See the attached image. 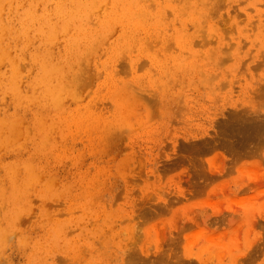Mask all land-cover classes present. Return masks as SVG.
Masks as SVG:
<instances>
[{"label": "rangeland", "instance_id": "rangeland-1", "mask_svg": "<svg viewBox=\"0 0 264 264\" xmlns=\"http://www.w3.org/2000/svg\"><path fill=\"white\" fill-rule=\"evenodd\" d=\"M143 1L146 2V0ZM154 1L155 0H153V2ZM162 1L156 0L155 3L160 2L161 5L162 2L167 5L166 7L168 9L165 5L162 7L163 4L158 6L160 9H163L164 17H166L162 19V24L167 25H159V27H156L159 28L157 31L160 32V29H163L162 26H164L166 29H163V32L161 31L162 33L166 32L168 34V29H171L172 27V31H179L181 35H184L186 31L187 33L192 32L193 34H196L202 26V31L206 29L207 31H205L208 32L206 35L203 34L202 38L207 36L206 39H211L212 37L213 40L215 34L221 33V38L222 36L224 37L223 40L225 39L224 41L226 44L229 39H232L233 42L229 40V44L231 43L230 46L229 44H227L228 46H225L224 41L222 40V45L224 44L226 49L225 56L227 55V57L224 60L222 59L225 49L221 45L223 51V54H221L222 60L213 67L214 71L217 72L218 75L220 74L217 76V79L214 78L217 80L215 81L216 83L214 80L211 82L208 76L202 72L203 74L201 73V75L207 78V81L205 80V82H203L205 78H203V76L200 77L199 75L204 69V66H200L201 62H199L198 58L203 57L204 55L201 56L202 53H207L208 48V39H205V43L203 39L201 42L205 44H203L204 47H202V45H196L197 47L194 45L195 48L193 47L194 50H198V52L196 51L198 54L195 55L199 56H195L198 60L195 68L200 66V70L197 72L193 69V72L192 68H190L191 66H187V72L186 67H182V70L185 69L184 74L181 75L183 71L181 74L178 71L176 75L178 76L180 74L185 77L175 76L176 81L174 78L172 86L169 85V88H166L165 90L163 89L164 91H159L158 89L160 86L157 89L156 86L158 85L156 83V85L154 83H148L149 79H147V73H150V70L153 71L154 67H151V65L148 64L149 62L145 59L147 53L142 54L141 52H137L139 50L136 49V43H134L136 51L130 49L131 52L129 54V47L134 45L131 44L129 47H125L118 41L121 38L120 34H118L120 29L119 24L121 22H118L116 23L117 25L114 23L115 26L113 25V28L109 29L106 37L107 40L105 39L107 44L112 43L110 44L112 46L110 47V45L106 44L107 47L109 46L107 48L105 46L106 42L103 41L102 48L107 50L105 51V49H101V44L98 43V46L96 45V47H98L96 48V53H99L98 51L101 50V54L103 50L105 52H103V55L105 56V54L111 49L110 55H113L112 57L114 59L118 58L120 60H111L108 52L107 54L109 56L106 54V58L110 59L112 66L110 62L108 63L109 60L104 59L102 54L103 57H100V54L95 53L96 59H94V56L92 57V55L89 57L86 55L87 58L90 59V57H92L93 59L91 58L92 61L91 59H87L89 60L88 62L86 57H84L88 64L85 60H82L83 63L81 61L83 64H81L82 66L80 65L82 70L80 69L81 71L79 70L78 72H83L85 68L88 73H84L79 79L80 82L84 84L83 88L78 92L76 91L77 94L79 93L77 95L79 98H77V96V99L75 98L78 101L74 99V95L76 94L71 95L69 98L70 93L69 95L63 93L68 97H64V95L61 94V98H63V102L66 101V98L67 101L65 103H60L58 101L59 104L56 106L59 105V108L63 109L61 110L56 107V110L54 109V104L56 102L51 105L52 102L50 104L49 102L51 100L47 97H43L40 94V96L36 95L41 92V90H38L41 88L39 71L37 68L38 64L33 63L32 65L31 63H27L32 60L30 51L38 45V41L31 40L33 42L30 41L31 43L29 42L30 44H27L28 46L26 45L27 47L25 46V48L22 47L20 40L17 43L14 42L10 45V51L12 54H14L15 51L18 53L21 50L25 52L29 49L26 53H21V56L24 54L23 56L28 57L29 61L24 58L27 61L26 62L22 57L19 59V67H22L21 75L23 73V77L21 76V83L20 81L17 82L19 96L22 95L18 97V99L15 95L13 96L14 98L16 97L17 100H14V98L12 99L10 95L9 97L12 100L8 97L9 100L7 95H5L6 91L0 88L2 89L0 93V101H4L0 103V115H3L5 112L6 114H16V116H21L22 119L27 120L26 123L28 124L26 125H29L30 127L34 125L35 128L33 126L31 129L29 128L27 132L25 121L20 118L22 124L24 122L23 126H21L24 127L22 128V135L25 134V131L30 133L29 135H27V133L25 134L24 138L26 137L27 139H23V136L20 135L18 137L20 139L22 138L21 140L19 139L20 141L15 140L13 144L5 145V148L2 147L4 145L0 146V153L2 152L0 154V161H2L0 163V178L2 177L0 183L3 181L0 184V219L3 218L0 220V228L5 229V233L7 231L9 234H4L3 229H0V236L2 234V237L5 238L6 235H8V237L5 238L6 241L0 237V240H3L2 242L0 241V246L4 242V246H1L3 248H0V264H128L130 254L136 255V258L134 259L136 263L140 261H149L150 264H155V262L157 264H159V262L160 264H264V0H217V2L216 0H213L215 3H212L211 0V3L215 6V10L209 5L210 0H207L208 5L204 6H210L211 9L210 7L209 9L211 11L214 10L213 14L210 10L207 11V13L210 12V14L207 15V18L199 17L200 3H197L199 6L197 7V0H190L191 2L187 0L190 2H188L189 6L191 5L192 7V5H194L192 9L193 11L195 9L199 10L196 14V10L193 12L194 16L197 17L194 19L195 21L192 20L195 22V28L191 26V20L188 19L190 22H187V19L184 18L183 12H181L180 15L178 14V16L168 12L169 9L172 8L170 6H176V3L177 6H179V3L177 2L178 0H174L176 2H173L172 0ZM166 1H168V3ZM201 1L205 2L206 0ZM22 2L23 4H27L28 0L16 1L15 4L12 5L13 8L11 7V10L3 13L4 17L7 15L5 20L12 19L14 16L17 17V13L23 9V6H25ZM179 2H181L180 5H182V0H179ZM155 3H151L152 6H155ZM37 5H40L38 8L41 9V4L38 3ZM17 9L19 10L17 11ZM167 12L168 16L171 17L172 14V18L177 17V21L175 18H173L172 22L171 19H167ZM189 14L186 13L185 17L188 15L187 18H190ZM179 18L183 19V21ZM203 18H205V20H203ZM199 19H202L203 21L201 20V22ZM92 20H90V25L93 22ZM168 20H170L171 24ZM174 21L179 24L184 22V26L183 24L182 26H175ZM185 21L187 22V26L189 25L188 28L185 26ZM259 22L262 25L259 24ZM172 23H174V25ZM202 23L205 24L206 28ZM211 23L212 26L210 25ZM190 26L192 29H199L197 31L194 30L193 32V30L189 28ZM183 27L186 29H183ZM115 28L118 29V31ZM214 28L216 30H214ZM152 29L154 30V26L150 27V30ZM182 29L186 31L183 32ZM211 29L213 32H211ZM115 30L118 32L117 34ZM200 31L201 30L198 31V36L196 35L195 40L198 38L200 40L202 39L201 33H204L205 31L199 33ZM70 32L71 31L68 30L67 34ZM141 32L142 31H140V33ZM209 32H211V34H209ZM58 34L60 35L61 31L58 32ZM65 34L66 33H63L62 31L61 36L57 39L55 38L56 42L54 39L52 47L55 46L51 48V52L57 47V54L51 53L52 61L54 60L53 62L51 61V63L58 66L60 65L59 67L64 65L61 67L62 69L64 67L67 68L68 65V69L70 70L71 64H73L72 61L75 63L78 59L74 60L76 57H72L73 59L70 58L71 62L70 60H67L64 45L67 34ZM112 34L115 35V38ZM169 34L173 35V32ZM63 35L64 37L62 38ZM110 35H112V39L110 38ZM140 35L143 36L144 33L139 34V36ZM209 35L211 37H209ZM214 38L216 40V37ZM61 40H63V42ZM214 42L215 41H213V43ZM234 42L236 48H232ZM213 43L212 41L209 42V47L210 44ZM32 44L35 47L29 48ZM114 44L117 48L113 47ZM237 44L239 45V48L237 47ZM120 45L123 48H127H124L126 57L127 51L128 56H136L133 57L136 59H138V55L141 54V57L139 55L140 59L138 61L127 57V59H132L133 61L138 62L137 65L139 66L136 68L137 70L135 69L132 72L129 71L127 59L125 57L122 58L123 55L121 51L124 53V50H122L123 48L121 49ZM173 48L175 49V47ZM197 48H202L201 52L205 48V51L201 53ZM211 48L213 49V47ZM55 49L54 52H56ZM112 50L116 52H112ZM233 52H235V55ZM81 53L82 51L79 49L78 55ZM199 53H201V55H199ZM210 53L211 51L208 53V56L207 54H205V56L209 57ZM85 54L83 56H85ZM118 55H121L122 57H120L122 59ZM57 56L58 58H56ZM53 57L55 58L53 59ZM82 58L79 57V59ZM99 59L100 61H97ZM103 59L104 61L102 62L101 60ZM147 59L150 60L149 58ZM205 59H203L204 62H206ZM22 60H24L23 62L25 63H21ZM57 60H60L58 61V64ZM206 60H208V58ZM96 62H98V67L96 66ZM112 62H115V64ZM165 62L167 63L168 61H164V63ZM64 63H66V66ZM103 63L104 65L106 64L108 68H104ZM166 63L165 65L169 67V63H167L168 65ZM174 63L172 64L175 68L176 66ZM23 64L25 66H23ZM30 64L32 67L35 65L33 67L34 69ZM172 64L171 66H173ZM197 64L199 65L197 66ZM2 65L3 67L0 69L3 72H7V65ZM147 67H151L152 69L150 68L148 69L149 71H145L146 73L142 74L144 69L147 70ZM161 67L162 66L159 67L160 71L166 69L163 66L161 70ZM33 70L35 74L32 72ZM189 70L192 71V73L189 72ZM152 71L149 74V77L152 76L153 78L155 74H157L156 76L160 75V73L155 70V74ZM165 71H167V69ZM209 71L211 72V70ZM219 71L220 73H218ZM133 72H136V75L137 73H140V77L137 75L138 77L135 78L136 76H134ZM25 73L26 76L24 75ZM188 74L191 75V78L192 76L194 79L196 78L195 81L192 80L193 78L191 79ZM29 75L31 77H28ZM74 75L75 73L73 76ZM187 75L188 77L186 78ZM3 76L4 79L2 80L5 82L7 74H4ZM121 77H124L125 80H129L128 82L132 83L134 87L133 89H138L137 84L135 83L137 80H139L138 84L139 82L144 83L142 86L143 88L140 90L143 92L142 96L140 94L138 97H142L143 100H138L142 102L144 101V103H142L143 105L140 104L141 102H136V105L135 102H133L134 100H137L136 97L135 99L128 98L126 95L129 94H124L125 86L123 87L120 80H125H122ZM199 77L202 81L199 80ZM177 78H181V80ZM26 79H28V82ZM185 79L187 81H184ZM219 79L221 82L218 84ZM177 80L179 83H176ZM23 81L25 82L22 83ZM190 81L193 83L195 82V84L192 83V85H189ZM0 83H2V81ZM30 83L33 88L36 86L37 88L33 89ZM26 84H28V88L24 90ZM214 84H218V86ZM120 87H123L124 89H121ZM130 87L132 88V86ZM122 90L123 93L121 92ZM7 91V94H14L12 90ZM24 91L25 93H29L28 95L30 96L28 97L31 99L28 97V99L26 98L25 93H22ZM137 92H139V89ZM119 93L122 94L120 95V98L118 95ZM33 94L37 96V98H40L39 101L36 97H33ZM135 94L138 96L137 93ZM4 96L7 99L4 98L3 100ZM41 96L43 99H41ZM22 98H26L29 102L31 101V103L28 101V103L24 102L26 99L23 100ZM35 98L38 103L40 102L39 104L37 102L34 103V101H36L34 100ZM61 98H59L60 101H62ZM19 99L22 100L20 101ZM119 99L121 101L123 100V102L121 103ZM124 100L128 104H131H129V109H125L126 105H124ZM11 101L16 102L12 103ZM79 101L82 103L81 107H83L84 103L92 105L90 108L95 110V112L92 110L91 114V112L88 111L90 110L89 105L87 106L84 104V107L85 105L87 106L84 109H88L87 114H89L88 116L90 118L91 115H96L93 118H103L100 115V118L98 117L97 114H100L99 112H102V116L105 115L109 118V120H107L110 122H108L109 127L107 126L108 132L106 131L105 126L104 128L100 127L101 131L103 128L108 134H105L104 132L103 134L100 129H98L99 127L97 128L100 124H97V126L94 125L96 127L94 129H97V131L99 130L103 137L104 135H107V137L105 136L106 140L104 138V142L103 140L98 141V146L96 145L97 140L99 139L98 136H96L98 139L95 136L93 137V139L96 138V141H92V138L85 141V138L88 136H93L90 135L92 133L90 132L88 134L89 129L86 128L87 136L85 130L82 131L77 128L79 125L78 123L81 122L80 113L78 116L77 111L79 109L84 110L81 109V107L78 109V106L76 108V103ZM18 102L24 104L20 105ZM15 103L19 105L17 106ZM32 103L35 105L33 106ZM48 103L51 107H49ZM10 104L11 106H14V110L11 108ZM62 104L65 106H62ZM78 105L80 106V104ZM122 105H124L125 110ZM15 106L17 108H15ZM25 106L26 109H24ZM36 106H38V108ZM41 106H43V109L40 108ZM133 107L135 108L134 110L132 109ZM1 108L3 112L1 111ZM65 109H70L68 111L70 112V116L66 115L68 118L76 113L73 118L77 117L79 122L76 119L69 120L67 117L65 120L62 119L67 113ZM121 109L127 111V113L123 111L126 117L128 116L127 118L124 117L123 113H120L122 112ZM80 110L78 112H80ZM119 110L121 111L119 112ZM128 110H130L132 114L130 111L128 112ZM11 111L12 113H10ZM22 111H24L25 114ZM35 111L37 114H35ZM50 111L53 113L55 112L56 114H53ZM33 112L34 114L31 117ZM49 112L52 114H49ZM117 112L120 114H117ZM20 113H23L24 115L22 114V116ZM38 114L41 116L40 118ZM34 115L39 118L38 120L43 122L46 121V126H42V130H40V128L38 129V126L41 127L44 123L40 124L41 122H38L36 117L34 118ZM84 115L86 116V111L85 114L81 115L83 116L82 119L84 118ZM233 115L238 116L237 118L240 116V118L237 119ZM50 116L53 117V119L50 120L56 121V119H62V123L60 120L57 124L56 122L51 123L52 121L49 120ZM43 117L44 119L41 120ZM233 117L235 118L233 119ZM45 118L47 120H45ZM66 119L70 125H67ZM106 119L107 118L103 121L100 119V121L105 124L104 122H106ZM236 119H241V121H238V123L236 122ZM240 122L244 123V125L240 124ZM108 124L106 122L105 125ZM51 125L53 126V129L51 128ZM86 126L87 125H85V127ZM48 127L50 129H48ZM81 127L82 126H80V128ZM82 128L84 129V127ZM94 129L91 128V131H94ZM37 130L38 132L34 133V131ZM47 131H53L52 134L54 135V138L48 135L46 140L44 133L49 134ZM75 131L76 133L78 131H80L79 133L82 132L81 135L83 134L85 137L83 135H80L79 137V133L75 134ZM97 131L95 133L93 132L94 135L96 133L97 135L101 134ZM61 133L63 134L61 135ZM64 134L67 135V137H64ZM38 135L40 137H38ZM56 135H58L57 138ZM34 136L36 139L35 141H38V143H35V141L32 140V138L34 139ZM49 136L51 137V140L49 139ZM103 137L101 139H103ZM55 138L56 140H53ZM48 139L50 140V144L47 145L46 142L49 141ZM23 140L26 145H19ZM30 140L31 142H29ZM52 140L54 141V144ZM43 141L46 145L42 143ZM55 141H59V144H56L57 148H55ZM62 141H66L67 144L64 143L62 145ZM89 141H92L93 143L91 144L92 148L89 147L91 143H88ZM33 143L35 144L33 145ZM39 143L43 146L39 147ZM68 144L69 146H67ZM15 145H18L17 147L21 146L19 148L20 151ZM22 145L26 147L24 148ZM36 145L38 146V150L33 149L37 147ZM7 146L9 149H6ZM46 146H49V148L52 149L48 150ZM58 146L60 148H58ZM62 146H64V149ZM2 148L5 150H3L4 152L2 151ZM22 148L26 151H22ZM28 149H33L34 153L32 150ZM39 149H43V151L40 150L42 153H39ZM16 150L17 153L19 152L18 154H16ZM29 151L33 154L31 153L30 155ZM6 152L9 155H7ZM38 155L40 156L38 157ZM35 156L36 159L34 158ZM7 158L10 161H8ZM38 158L39 160L37 162L36 160ZM24 160L27 162H22ZM34 162L35 165H32L31 163ZM24 163H26V165H23ZM39 163L43 165L42 168ZM4 164L7 165L5 166ZM28 164L29 168L32 171L36 170V172L34 171L31 174L30 172L32 171L27 168ZM7 167H9V170H6L8 169ZM15 167H17L16 169L21 167V169H19L21 172H18L19 175L16 174L17 170ZM40 170L43 171L41 172L42 174L40 173L37 175L36 173H39ZM36 176H40L39 179ZM34 177L38 179L37 183L36 178ZM19 178L20 183L21 180H23L22 182L25 181L24 183L26 185L24 183L19 184ZM28 178L29 180L34 178L32 179V183L29 184L31 180L27 183ZM7 179L11 182V185L7 184ZM34 180L35 183L33 182ZM33 183L34 188L32 186ZM23 184L25 185L26 191L24 190ZM14 187L16 188L17 193H15ZM21 189L27 192L28 196L25 192L20 191ZM9 190L12 192H9ZM23 194L25 197H21L24 196ZM3 196L6 199L8 198V200L4 199ZM16 196L19 197L16 198ZM11 199L13 200L11 201ZM16 202H22L23 204L20 203V206ZM85 204H88L86 205L87 207H85ZM1 205L3 206L2 209ZM19 206L21 208H19ZM12 208H16L15 211L19 209L20 212L14 211V213ZM85 211L88 213L86 216ZM12 212L16 215L14 216ZM91 213H94V217L90 215ZM10 215H13L14 217L12 216L11 218ZM104 215L107 216V218H104ZM96 216H98V219L101 217V219L98 220ZM57 217L61 219H58L57 221ZM93 218L96 220L94 219L93 221ZM12 220L13 222L15 221V224ZM9 221L14 225L9 223ZM91 221L92 225L89 224ZM66 224L69 225L67 226ZM4 225H6L5 227L7 228H5ZM97 225H101L100 228H97ZM70 226H73L74 228H71ZM95 226L96 228H94ZM45 228L47 229L45 230ZM66 230L70 231L68 232V236L65 235L67 234ZM63 231L65 232L63 233ZM92 232H94V234ZM88 236L90 237L88 238ZM20 237H23L24 239H20ZM82 239L84 241L81 242ZM80 242L81 244H79ZM36 243L39 246H37ZM72 245H79V248H73Z\"/></svg>", "mask_w": 264, "mask_h": 264}, {"label": "bare ground", "instance_id": "bare-ground-1", "mask_svg": "<svg viewBox=\"0 0 264 264\" xmlns=\"http://www.w3.org/2000/svg\"><path fill=\"white\" fill-rule=\"evenodd\" d=\"M16 1H18V0H0V68L1 67H3V65L2 64H5V65H7V67H8V71L6 72H3L1 69H0V82L2 81V83H0L1 85H0V88H2L3 90H5L6 91V94L5 95H7V98L9 97V95H10V97H12V99L14 98L13 96L15 95L16 97H17V99H18V97H20L19 96V93H18V89H17V82L18 81H20L21 80V76L23 75V73H22V75H21V68L19 67V59H21V57L24 59V58H26V60H28L29 61V58L28 57H24L23 55L24 54H22V56H21V53L23 52L22 50L21 51H19L18 53H16V51H15V53L14 54H12V52L10 51V48H11V44L12 43H17L19 40L21 41V45H22V47L23 48H25V46L27 45V44H30L31 42H33V41H38V45L35 47V46H33V44H32V46H29V48L30 47H35L32 51H30L31 52V58H32V62L30 61V62H27L25 59V61L29 64V63H31L32 65H33V63H35V64H38L36 67L38 68V71H39V81L41 82V88L40 89H38V90H41V92H39V93H37V90H36V95L37 96H40V95H42L43 97L45 96V97H47L49 100H51L50 102H49V100H48V102L51 104V102H52V104L51 105H53L55 102V104H54V109H56L57 110V108L56 107H58V109H63V108H59V105L58 106H56L57 104H59V102L61 103V102H63V98H61V94H63V93H65V94H67V95H69V93H70V95H69V98H70V96L71 95H74V94H76V95H74L75 97H74V99L76 98V96L79 94H77V92L81 89V88H83V84L84 83H81L80 82V78H81V76L82 75H84V73H88V72H86V70H85V68H84V71L83 72H78L80 69H81V67H80V65L83 63V61L82 60H85L84 59V57H86V60L87 59H89V58H87V56L89 57L90 55H92V57L94 56V59H96L95 58V55L96 54H100V51L101 50H99L98 52L99 53H96V48H98V47H96V45L98 46V43H100L101 44V49H103L102 48V43H104L103 41H105V39L107 40V35H108V33L107 32H109V29H111V28H113V25H114V23L116 24V23H120L119 24V31H118V29H116L115 31H116V34L118 33V34H120V40H118L119 42H120V44L122 45V46H125V47H129V45H131V44H133L134 46H130L129 47V49L128 50H133V51H136L135 50V44L134 43H136V49L137 50H139V51H137V52H141L142 54H144V53H147L146 54V57H145V59L149 62H147L148 64H150L151 65V67H154V70L156 71V72H158V73H160V75L159 76H156L157 74H155L154 73V70L152 71V70H150V73H151V71L155 74V78L153 77L152 78V76L151 77H149L150 75V73L148 72L147 74H148V77H147V79H149V81H148V83H151V84H157L158 86H156V88L158 89V87H159V91H164L166 88H169L168 86L169 85H171L172 86V81L174 80V78H175V76H177L176 75V73L179 71V73L181 74V72L183 71V73L181 74V75H183L184 74V70L185 69H181L182 67H186V69H187V66H191L190 68H192V71H193V69H194V71L196 70L197 72L200 70V66H204V69L199 73V75H200V77H202L203 75H201V73L203 72V73H205L207 76H208V78L211 80V82L214 80V82L215 81H217L216 79L218 78L217 76H219L218 74H217V72H215L214 71V69H213V67L219 62V61H221L222 59L224 60L226 57H227V55L225 56V54H226V49H225V47H224V44H225V46L227 45V44H229V40H228V43L226 44L225 43V39L223 40V36H222V38H221V33H219V34H215L214 35V37H216V40H215V38L213 37V40H212V37L209 35V37H211V39H206V37L204 36V38H202L203 37V34L204 35H206L208 32H206L207 30L205 29L206 28V26H205V24H203V26H205V32L204 31H202V26L200 27L201 29H199L198 27V29L199 30H201L202 32H204V33H201V31L199 32V33H201V35H199V36H201V40L199 39H196L195 40V38H196V35H197V33H198V29H192L191 28V26L192 27H196L195 26V20L194 19H196L197 17L196 16H194V14H193V12L196 10H192L193 9V6L194 5H192V7H191V5L189 6V4H188V2L190 1H183L182 0V5H180L181 4V2H179V0L177 1L179 4V6H177V3L175 4L176 6H170V7H172L171 9H169V11L168 12H170V13H173V15H177L178 16V14L180 15V13L181 12H183L184 14V18L185 19H187V22L189 21V20H191V26L189 27L191 30H193V32H194V30H198L197 32H196V34L194 35L191 31V33H187V31L185 32L183 29H186L185 27H183V32H185L186 33V35H185V33H184V35H181V33H179V31H172L171 29H172V27H171V29L169 28V26H168V28L170 29V32H169V29H168V34L166 33V32H164V33H162L163 32V29H166V28H164V26H162L163 27V29H160V32L159 31H157V29L159 30V28H156V27H159V25H167V24H162V19L163 18H166V17H164V11H163V9L161 10L160 9V7H158V6H161L163 3L162 2H165V1H162V0H159V1H162L161 2V5H160V2H158V3H155L156 2V0L153 2V0H148V2H147V0H146V2H144L143 0H28V2H27V4H23V2H22V4L23 5H25V6H23V9L21 10V11H19L17 14L18 15H16L17 17H15L14 16V18H12V19H6L5 20V18L7 17V15L4 17L3 16V13H5L6 11H9V10H11L12 8H13V4H15V2ZM169 1H171V0H169ZM173 2H176V1H174V0H172ZM181 1V0H180ZM193 1V0H192ZM200 1V2H199ZM197 0V2H196V5H197V7H199V10H196V12H195V14L196 13H198V11H199V17L201 18V17H205V18H207V15H209L210 14V12L209 13H207V11L208 10H210L211 9V7L210 6H212L213 8H214V10H215V6L212 4V3H215V1L213 2V0H212V3H211V0L209 1V7H210V9H209V7H206V6H204V5H208V1L206 0L205 2H202L201 0ZM204 1V0H203ZM167 3H168V1H166ZM172 2V3H173ZM191 2V1H190ZM189 2V3H190ZM195 2H193V3H195ZM216 2H217V0H216ZM38 3H40L41 4V9L40 8H38L40 5H37ZM154 4L155 3V6L153 5L152 6V4ZM170 3V2H169ZM199 4V6H198V4ZM211 3V4H210ZM164 5L165 4H163V6L162 7H164ZM196 5H195V7H196ZM167 5H165V7H166ZM203 6H204V8H203ZM12 7V8H11ZM18 7H19V5H18ZM21 7V6H20ZM169 7V8H170ZM167 8V7H166ZM16 9V8H15ZM165 9V8H164ZM168 9V8H167ZM19 9H17V11H18ZM171 10V11H170ZM202 10V11H201ZM214 10H210L211 11V13L213 14L214 13ZM166 11V10H165ZM191 11V12H190ZM168 12H167V19L169 18V19H171V22H172V20H173V18H177V17H173L172 18V14H171V17L170 16H168ZM189 12H190V14H189ZM166 13V12H165ZM186 13H188L189 14V17L190 18H187V16L185 17V14ZM203 13H205V14H203ZM9 14H10V12H9ZM15 14V13H14ZM170 15V14H169ZM182 15V14H181ZM12 17V16H11ZM181 17V16H180ZM198 17V18H199ZM211 17H212V15H211ZM181 18H183V17H181ZM181 18H179V19H181ZM183 18V19H184ZM205 18H203V20H205ZM93 19V20H92ZM183 19H181V21H183ZM189 19V20H188ZM90 20H92L93 22H92V24H94V25H90ZM192 20H194V21H192ZM200 21L202 20V19H199ZM198 20V21H199ZM202 20V21H203ZM207 20V19H206ZM176 21H177V19H176ZM176 21H174L175 22V26H182V24H183V26H184V22L183 23H181V24H179V23H176ZM178 21H180V20H178ZM201 21V22H202ZM165 22V21H164ZM168 22H170V20H168ZM171 22H170V24H171ZM187 22L185 21V26L188 28V26H187ZM190 22V21H189ZM201 22H199V23H201ZM206 22V21H205ZM208 22H210V21H208ZM208 22H207V26H208ZM199 23H197V24H199ZM169 24V23H168ZM169 24V25H170ZM173 25H174V23H172ZM176 24H179V25H176ZM196 24V25H197ZM259 24H261L260 22H259ZM117 25V24H116ZM121 25V26H120ZM211 26H212V23L210 24ZM214 25V24H213ZM262 25V24H261ZM260 25V26H261ZM115 26V25H114ZM151 26H154V30L152 31V30H150V27ZM174 26V27H175ZM118 28V27H117ZM179 28H182V27H179ZM215 28H216V26H215ZM214 28V30H216ZM175 29V28H174ZM178 29V28H177ZM210 29V28H209ZM218 29V28H217ZM68 30H70L71 32L69 33V34H67V32H68ZM189 30V29H188ZM61 31V34H62V31H63V33L65 32L66 34V37H65V49H66V51H65V54H66V58H67V60H70V62H71V59L70 58H72V57H76V58H74V60H76V59H78L77 61H75V63L72 61V63L73 64H71V69L69 70L68 69V65H67V68H61V67H63L64 65H63V63H62V65L63 66H61V67H59L58 65H55V64H52L51 63V61H52V54L51 53H53V54H57V47H56V49H55V51L56 52H54V49H53V52H51L52 51V49L51 48H53L52 47V45H53V43H54V39L56 38H58L59 36H61V34L59 35L58 34V32H60ZM140 31H142L143 33H144V35L143 36H139V34H143L142 32L140 33ZM153 32V33H152ZM171 32H173V35L172 34H169V33H171ZM182 32V31H181ZM211 32H213V30L211 29ZM211 32H209V34H211ZM215 33V32H214ZM213 33V34H214ZM57 34H58V37H57ZM113 35V34H112ZM112 35H110V38L112 39L113 37L115 38V35H113V37H111ZM122 35V36H121ZM181 35V36H180ZM218 35V36H217ZM220 35V36H219ZM198 36V35H197ZM64 37V35L62 36V38ZM56 39H55V42H56ZM108 39H109V37H108ZM204 39V43H205V39L207 40V47L209 48H207V53H202V52H204L205 51V48H204V50L201 52V49L200 48H197V49H199L200 50V52L202 53V55H201V53H199V55H201V56H203V57H199V56H197V55H195V54H198L197 52H198V50H194V45L196 46H201L202 45V47H204V43L203 42H201L202 40ZM31 40H33V41H31ZM114 40V39H113ZM212 41V43H213V41H215L213 44H215V45H213V44H210V47H209V42H211ZM224 41V44L222 45V42ZM31 41V42H30ZM59 41V40H58ZM57 41V42H58ZM62 42H63V40H61ZM111 41V40H110ZM109 41V42H110ZM115 41V40H114ZM231 42H233L232 41V39L230 40ZM30 42V43H29ZM60 42V41H59ZM106 42V41H105ZM119 42H116V43H119ZM115 43V42H114ZM125 43V44H124ZM236 43H238V42H236ZM35 44V43H34ZM106 44H107V42L105 43V46H106ZM110 44H112V43H109V44H107V45H110ZM151 44H153V45H151ZM204 44V45H203ZM57 45V44H56ZM59 45V44H58ZM63 45V46H64ZM120 45V46H121ZM212 45V46H211ZM224 47V54H223V51H222V46ZM231 45V43L229 44V46ZM234 45V46H233ZM238 45V44H237ZM17 46V45H16ZM28 46V45H27ZM26 46V47H27ZM100 46V45H99ZM104 46V47H105ZM112 45H110V47H111ZM121 46V49L123 48ZM196 46V47H197ZM228 46V45H227ZM59 47V46H58ZM107 47V46H106ZM109 47V46H108ZM107 47V48H108ZM113 47H115V44H114V46ZM112 47V48H113ZM124 47V48H125ZM173 47H175V49L173 48ZM194 47V48H193ZM211 47H213V49L211 48ZM238 48H239V45L237 46ZM15 48V47H14ZM14 48H13V50H14ZM62 48V47H61ZM115 48H117V46L115 47ZM122 49V50H124V53H123V51H121V53H122V55H123V57L122 58H126L127 59V57L129 58L130 56H128V51H127V53H126V55H127V57L125 56V49H127V48H125V49ZM132 48H134V49H132ZM148 48H150V49H148ZM172 48H173V50H172ZM227 48V47H226ZM232 48H236V46H235V42H234V44H232ZM17 49V48H16ZM81 50L82 51V55L80 54V55H78V50ZM105 49V48H104ZM103 49V50H104ZM210 49H212V50H210ZM29 50V49H28ZM27 50V51H28ZM58 50H59V48H58ZM62 50V49H61ZM102 50V52H101V54L103 55V51ZM119 50H120V47H119ZM131 50L129 51V54H130V52H131ZM170 50V51H169ZM236 50V49H235ZM234 50V51H235ZM27 51H25V52H23V53H26ZM105 51H107L106 49H105ZM110 51H111V49H110ZM110 51H108L107 53L110 55ZM197 51V52H196ZM211 51V53L209 54V57H207L208 56V53ZM112 52H116V51H113L112 50ZM86 53V54H85ZM96 53V54H95ZM105 53V52H104ZM106 53V54H107ZM132 53H136V52H132ZM131 53V54H132ZM138 53V54H139ZM187 53V54H186ZM234 53V55H235V52H233ZM237 53V52H236ZM50 54H51V56H50ZM62 54H63V52H62ZM85 54V56H83ZM100 54V57H103L102 55ZM105 54V56H104V59H107V60H109L108 61V63L110 62V59L112 60V59H114L112 56L113 55H108L109 56V58H106L107 57V55ZM116 54V53H115ZM186 54V55H185ZM205 54H207V56H205ZM221 54H223L224 56H223V58H222V56H221ZM87 55V56H86ZM140 55V57H141V54H139ZM139 55H138V59H136V58H133V57H136V56H132V57H130V58H133V60L135 59V60H139L140 59V57H139ZM148 55V56H147ZM54 56H56V55H54ZM98 56V55H97ZM119 56V55H118ZM119 56V57H120ZM195 56H197V57H199L198 58V60H199V62H201L200 63V66H198L199 64H197V66L198 67H196L195 68V66H196V63L198 62V60H197V57H195ZM61 57V56H60ZM79 57L80 58H82V59H79ZM92 57H90V59L92 58ZM99 57V58H100ZM115 57H116V55H115ZM120 57V58H121ZM208 58V60H206L207 58ZM55 57H53V59H54ZM56 58H58V56L56 57ZM65 58V59H66ZM98 58V57H97ZM121 58V59H122ZM147 58H149L150 60H148ZM171 58V59H170ZM206 58V59H205ZM222 58V59H221ZM64 59V60H65ZM73 59V58H72ZM89 59V60H90ZM93 59V58H92ZM92 59H91V61H92ZM102 59V58H101ZM104 59L103 60H101L102 62L104 61ZM126 59H124V60H126ZM200 59H201V61H200ZM203 59H205V61L206 62H204L203 61ZM24 60H22L21 61V63H25V62H23ZM63 60V59H62ZM61 60V61H62ZM85 60V62L88 64V62H89V60H87L86 61ZM106 60V61H107ZM114 60H120V59H114ZM132 59H127V63H128V65H129V71L130 72H132V71H134L139 65H137V63L138 62H136V61H133ZM172 60H173V62H172ZM176 62H175V61ZM54 61V60H53ZM52 61V62H53ZM58 61H60V60H57V64L59 63ZM81 61H82V63H81ZM97 61H100V59L99 60H97ZM164 61H168L167 63H169V67H167L166 65H165V63H164ZM169 61H171V62H169ZM56 62V61H55ZM54 62V63H55ZM116 62V61H115ZM115 62L113 63V64H115ZM142 62V61H141ZM175 62V63H174ZM26 63V64H27ZM91 63V62H90ZM101 63V62H100ZM107 63V62H106ZM159 63V64H158ZM172 63H174L175 64V68H174V65L172 64ZM27 64V65H28ZM30 64V66L32 67V65ZM65 64V66H66V63H64ZM86 64V65H87ZM110 64H111V62H110ZM163 64V65H162ZM171 64L173 65V66H171ZM2 65V66H1ZM27 65H26V67H27ZM83 65V64H82ZM81 65V66H82ZM86 65H84L85 67H87ZM98 65V62H96V66ZM103 65H104V63H103ZM112 65V64H111ZM23 66H25L24 64H23ZM29 66V67H30ZM35 66V65H34ZM33 66V67H34ZM113 66V65H112ZM160 66H162L161 67V70H162V68H163V66H164V68H166L167 69V71H165L164 69H163V71H160V69H159V67ZM32 67V68H33ZM69 67H70V64H69ZM98 67V66H97ZM100 67H103V66H100ZM150 67V68H151ZM25 68V67H24ZM23 68V69H24ZM104 68H108V66H106V64L104 65ZM149 67H147L146 69L147 70H145L144 69V71L142 72V74L143 73H146L145 71H149L148 69H150ZM199 68V69H198ZM34 69V68H33ZM152 69V68H151ZM212 69H213V71H212ZM65 70V71H64ZM69 70V71H68ZM82 70V69H81ZM80 70V71H81ZM137 70V69H136ZM209 70H211V72L209 71ZM23 71H25V70H23ZM37 71V72H38ZM165 71V72H164ZM192 71H190L189 70V72H191L192 73ZM193 71V72H194ZM26 72V71H25ZM30 72H31V69H30ZM32 72H34V70L32 71ZM186 72V71H185ZM187 72H188V69H187ZM186 72V73H187ZM27 73V72H26ZM26 73L24 74L25 76H26ZM75 73V75L73 76V74ZM82 73V74H81ZM152 73V74H153ZM202 73V74H203ZM214 73H216V74H214ZM218 73H220V71L218 72ZM4 74H7V79H5L6 81L5 82H3V80L2 79H4L3 77V75ZM28 74H30V73H28ZM27 74V75H28ZM31 74H33V73H31ZM34 74H35V72H34ZM133 74H134V76H136L135 78H137L138 76H139V74L140 73H137V75H136V72L134 73L133 72ZM132 74V75H133ZM141 74V75H142ZM178 75L179 77L181 76V75ZM190 74V73H189ZM188 74V75H189ZM188 75L186 76V78L188 77ZM193 75H195V74H193ZM3 76V77H2ZM36 76V75H35ZM72 78H71V77ZM112 76V75H111ZM113 76H114V74H113ZM133 76V77H134ZM177 76V77H178ZM6 77V76H5ZM23 77V76H22ZM28 77H31L30 75L28 76ZM33 77V76H32ZM140 77V76H139ZM143 77V76H142ZM181 77H185V76H181ZM189 77L191 78V75H189ZM195 77H197V76H195ZM200 77H199V80H201L202 81V79H200ZM221 77V76H220ZM20 78V79H19ZM25 78V77H24ZM69 78V79H68ZM109 78V77H108ZM132 78V77H131ZM152 78V79H151ZM193 78V79H192ZM192 80H194L195 81V79H194V77L192 76ZM198 78V77H197ZM203 78H205L204 79V81L203 82H205V80L207 81V78L206 77H204L203 76ZM214 78H216V79H214ZM19 79V80H18ZM110 79V78H109ZM108 79V80H109ZM113 79V78H112ZM121 79L122 80H125V78L124 77H121ZM132 79H134V78H132ZM177 79H179V80H181V78H177ZM23 80V79H22ZM28 79H26V81H27ZM30 80V79H29ZM116 80H118V79H116ZM120 80V79H119ZM127 80V79H126ZM121 81L120 80V82L122 83V85H123V87L125 86V90H124V94H129V95H126L128 98H134L135 99V97L137 98V100L135 101H133V102H135V104H136V102L137 103H139V102H141L140 104H142V103H144V101L142 102V101H139V100H143L142 99V93L143 92H141L140 90L143 88L142 86H143V84L144 83H140L139 82V84H138V81L139 80H137V82H135L136 84H137V87H138V89H139V92H141V93H139V92H137V90L138 89H133L134 87H133V85H132V83L131 82H128L129 80H127V81ZM141 80V79H140ZM183 80V79H182ZM190 80V79H189ZM199 80H197V81H199ZM33 81V80H32ZM38 81V82H39ZM112 81V80H111ZM175 81H176V78H175ZM184 81H187L186 79L184 80ZM196 81V82H197ZM25 81H23L22 83H24ZM28 82V81H27ZM108 82V81H107ZM145 82H147V81H145ZM157 82H160V83H157ZM191 82V81H190ZM189 82V85L191 84L192 85V83L193 82H191L190 83ZM221 82V80L219 79L218 80V84ZM20 83H21V81H20ZM176 83H179V81L177 80V82ZM216 83V82H215ZM19 84V83H18ZM31 84V83H30ZM29 84V85H30ZM35 84V83H34ZM107 84V83H106ZM108 84H109V82H108ZM155 84V85H156ZM193 84H195V82L193 83ZM218 84H214V85H217L218 86ZM23 85V84H22ZM27 85L28 84H26V88L24 89V90H26L28 87H27ZM37 85V84H36ZM40 85V84H39ZM38 85V86H39ZM115 85V84H114ZM174 85V84H173ZM105 86H107V85H105ZM110 86V85H109ZM112 86V85H111ZM130 86H132V88L130 87ZM170 86V87H171ZM217 86H214V87H217ZM21 87V86H20ZM20 87H19V89H20ZM31 87H32V84H31ZM31 87H30V89H31ZM123 87H120L121 89H124ZM153 87H155V86H153ZM164 87V88H163ZM23 88V87H22ZM33 88V87H32ZM37 88V86L36 87H34L33 89H36ZM2 89H0V93H1V90ZM132 89V90H131ZM164 89V90H163ZM7 90H12L13 92H14V94L12 95L11 93L10 94H7ZM118 90H120V89H118ZM168 90V89H167ZM4 91V92H5ZM23 91V90H22ZM31 91V90H30ZM77 91V92H76ZM132 91H133V93H132ZM134 91H136V92H134ZM158 91V92H159ZM10 92V91H9ZM21 92V91H20ZM28 92V91H27ZM81 92V91H80ZM122 93H123V90L121 91ZM22 93H25V91L24 92H22ZM118 93V92H117ZM135 93H137L138 94V96L135 94ZM160 93V92H159ZM29 93H25V95H26V98L28 97V96H30V95H28ZM32 94V93H31ZM40 94V95H39ZM65 94H63L64 95V97L65 96H67V95H65ZM141 94V98H138L139 97V95ZM34 95V94H33ZM63 95H62V97H63ZM119 95V98H120V95H122V94H118ZM162 95V94H161ZM37 96H33V97H36L37 98ZM41 96V97H42ZM60 96V97H59ZM81 96V95H80ZM9 97V98H10ZM16 97L14 98V100H17L16 99ZM43 97L41 98V99H43ZM68 97V96H67ZM123 97H124V95H123ZM4 98H5V96L3 97V100H4ZM7 98H5V99H7ZM8 98V99H9ZM26 98H22L23 100H25ZM29 98V97H28ZM27 98V99H28ZM34 99V100H36V101H34V103H38V101H39V97L37 98L38 99V101H37V99ZM59 98H61L62 99V101H60L59 100ZM72 98H73V96H72ZM77 98H79V96H77ZM76 98V99H77ZM121 98H122V96H121ZM11 99V98H10ZM9 99V100H10ZM11 99V100H12ZM22 99H19L20 101L22 100ZM26 99V101H24V102H29V100H27ZM29 99H31V98H29ZM75 99V100H76ZM80 99H81V97H80ZM127 99V98H126ZM125 99V100H126ZM139 99V100H138ZM66 101H67V98L65 99ZM124 100V105H126L125 106V109H129V106L131 105L130 103V105L126 102L127 100H129V99H127L126 101ZM155 100V99H154ZM6 101V100H5ZM32 101V102H33ZM59 101V102H58ZM65 101V102H66ZM76 101H78V100H76ZM119 101H121L120 99H119ZM131 101V100H130ZM156 101V100H155ZM1 102H4V101H0V103ZM9 102V101H8ZM12 102V101H11ZM13 102H16V101H13ZM12 102V103H13ZM27 102V103H28ZM43 102V101H42ZM65 102H63V103H65ZM80 102V103H79ZM78 103H76L75 105H76V108H77V106H78V109H79V107H81L82 106V103H81V101H79ZM123 102V100L121 101V103ZM19 104H20V102H18ZM29 103H31V101L29 102ZM40 103V102H39ZM38 103V104H39ZM46 103V102H45ZM48 103V104H49ZM73 103V102H72ZM119 103V102H118ZM118 103H117V105H118ZM120 103V104H121ZM153 103H154V101H153ZM3 104V103H2ZM16 104V103H15ZM18 104V105H19ZM24 104V103H23ZM22 103L20 104V105H23ZM33 104V103H32ZM32 104H31V106H32ZM38 104H36V105H38ZM44 104V103H43ZM49 104V107H51V105ZM78 104H80V106L78 105ZM84 104H86L87 106L89 105V109L90 110H88V109H84L85 107H87L86 105H85V107H84ZM83 104V107H81V109H84V110H80V112H78L77 111V114H78V116H79V113H80V119H81V122H82V124H81V122L80 123H78L79 121H78V119H77V117L76 118H73V116L76 114L75 112V114L74 115H72L71 117H67L68 115H69V113L70 112H68L70 109H68V110H66L67 111V113L62 117V119H64L65 120V118L67 117L69 120L70 119H76L77 121H75L76 123H78L80 126H82V127H84V129L82 128H80V126L78 125L77 126V128H79L80 130H85V132H86V135L88 136V134L91 132L92 134H90V135H93L92 137H87V138H85L86 140L85 141H88L89 140V138H92L93 139V137L95 136H98V140H97V143H96V145L98 144V141L99 140H103V142H104V138H105V136L107 137V135H104V137H103V135H102V133L104 132L105 134L108 132L107 130H108V128H107V126L109 127V124H108V122L109 121H107V120H109V118L108 117H106L105 115H103L102 116V112H99L100 114H97L98 115V117H99V115L101 116V117H103V118H100L102 121L103 120H105V118H107L106 119V122H107V124L108 125H105L106 124V122H104L105 124H103L101 121H100V119H98V118H93L94 116H96V115H91V118L88 116L89 114H87L88 112H87V110L89 111V112H91V114H92V108H90V107H92V105L91 104H88V103H84ZM155 104V103H154ZM8 105V104H7ZM13 105V104H12ZM17 105V104H16ZM17 105V106H18ZM35 104H33V106H34ZM41 105H42V103H41ZM68 105V104H67ZM124 105H122V107H123V109H124ZM137 105V104H136ZM143 105V104H142ZM5 106V105H4ZM10 106H11V104H10ZM26 106H27V104H26ZM26 106H25V108L24 109H26ZM39 106V105H38ZM38 106H36L37 108H38ZM62 106H65L64 104H62ZM121 106V105H120ZM133 106L136 108V106L133 104ZM0 107H1V104H0ZM43 106H41L40 108H42ZM67 107V106H66ZM65 107V108H66ZM69 107V106H68ZM126 107H128V108H126ZM132 108L133 110L135 109V108ZM11 108H13V110H14V106H11ZM15 108H17L16 106H15ZM30 108V107H29ZM39 108V109H40ZM48 108V107H47ZM53 108V107H52ZM51 108V109H52ZM120 108V107H119ZM5 109V108H4ZM43 109V108H42ZM95 109H97V108H95ZM123 109H121L122 110V112H120L121 110H119V112L120 113H123V111L125 110H123ZM6 110V109H5ZM5 110H4V112H5ZM12 110V111H13ZM60 110V111H61ZM77 110V109H76ZM75 110V111H76ZM97 110H99V109H97ZM1 111H2V108H1ZM9 111V110H8ZM12 111L10 112V113H12ZM21 111V110H20ZM39 111V110H38ZM59 111V110H58ZM57 111V112H58ZM64 111V110H63ZM62 111V112H63ZM84 111V112H83ZM85 111H86V116L84 115V118L82 119V117L83 116H81V115H83V114H85ZM94 112H95V110H93ZM130 110H128V112H129ZM3 112V111H2ZM16 112V111H15ZM14 112V113H15ZM22 112H24V111H22ZM50 112H52V111H50ZM49 112V114H52V113H50ZM61 112V113H62ZM119 112H117V114H120ZM124 112H126L127 113V111H124ZM131 112V111H130ZM1 113V112H0ZM9 113V112H8ZM55 113V112H54ZM53 113V114H54ZM65 113V112H64ZM82 113V114H81ZM133 113H134V111H133ZM21 114V113H20ZM23 114V113H22ZM21 114V115H22ZM24 114H25V112H24ZM23 114V115H24ZM28 114V113H27ZM33 114H34V112L32 113V115H31V117L33 116ZM35 114H37V112L35 111ZM56 114V113H55ZM60 114V113H59ZM96 114V113H95ZM116 114V115H117ZM124 114V113H123ZM131 114H132V112H131ZM135 114V113H134ZM22 115V116H23ZM29 115V114H28ZM39 115V114H38ZM44 115V114H43ZM48 115V114H47ZM67 115V116H66ZM237 115H239V114H237ZM52 116H55V115H52ZM52 116H50V118H49V120L50 119H53V117ZM58 116V115H57ZM61 116V115H60ZM59 116V117H60ZM70 116V115H69ZM105 116V117H104ZM113 116V115H112ZM119 116V115H118ZM233 116H235V115H233ZM36 116L34 115V118H35ZM41 116L39 115V118H40ZM47 117V116H46ZM52 117V118H51ZM88 117V118H87ZM124 117H126V115L124 114ZM128 117V116H127ZM126 117V118H127ZM236 118L238 117V116H235ZM235 117H233V119L235 118ZM22 119V117L21 116H16V114L15 115H12V114H6V112L5 113H3V115L1 114L0 115V146H2V145H4V146H2V147H4L5 148V145H8V144H13V142L15 141V140H19L20 138H18L20 135H22V128H24V127H21V126H23V124H24V122H23V124H22V121H21V119ZM27 118V117H26ZM38 117H36V120H38L39 119ZM56 118V117H55ZM85 118H87V119H85ZM239 118H240V116H239ZM239 118H237V119H239ZM29 119H30V117H29ZM42 119H44V117L43 118H41V120ZM61 119V120H62ZM79 119V120H80ZM236 119V120H237ZM22 120H24L25 121V126L27 127V132H28V130H29V128L31 129L32 127H30L29 125H26V124H28V123H26L27 122V120H25V119H22ZM45 120H47L46 118H45ZM48 120V121H49ZM59 120L60 119H56V121H52V120H50V121H52L51 123H55L56 122V124H57V122H59ZM60 120V122L62 123V121ZM236 120H233V121H236ZM30 121V120H29ZM47 121V122H48ZM73 121V120H72ZM100 121V122H99ZM238 121H241V119L240 120H237L236 122H238ZM38 122H41L40 124H42V123H44V124H42L41 125V127H39L38 126V129L40 128V130H42L41 128H42V126H46V121L45 122H43V121H40V120H38ZM66 122H67V125H70L69 123H68V121H67V119H66ZM70 122V121H69ZM99 122V123H98ZM30 123V122H29ZM50 123V124H51ZM63 123H64V121H63ZM72 123V122H71ZM84 123V124H83ZM87 123V124H86ZM92 123V124H91ZM110 123V122H109ZM232 123V122H231ZM230 123V124H231ZM239 123V122H238ZM237 123V124H238ZM31 124H33V123H31ZM30 124V125H31ZM97 124H100L99 126H97ZM234 124H235V122H234ZM236 124V125H237ZM240 124H243L244 125V123H241L240 122ZM36 125V124H35ZM53 125V124H52ZM51 125V128L53 129V126ZM59 125V124H58ZM66 125V126H67ZM85 125H87L86 127H85ZM97 126V128L98 129H100V127H103L104 128V126L106 127V131H104L103 130V128H102V131H101V129H100V131L102 132H100L99 130L97 131V129H94V128H96L95 126ZM29 126V127H28ZM92 126V127H91ZM94 126V127H93ZM229 126V125H228ZM235 126V125H234ZM58 127V126H57ZM90 127V128H89ZM237 127V126H236ZM34 128H35V126H34ZM33 128V129H34ZM44 128V127H43ZM55 128H56V125H55ZM54 128V129H55ZM86 128H88L89 129V132H88V134H87V129ZM91 128L92 129H94V131L96 130L97 132H99V133H101V134H99V135H97V133L94 135V133L96 132H94L93 130V132L91 131ZM48 129H50L49 127H48ZM36 130V129H35ZM47 130V129H46ZM48 131H50V130H48ZM47 131V133H49V134H46V133H44L45 134V138H46V140H47V137H48V135H50L52 138H54L53 136V134H52V132H48ZM77 131V130H76ZM76 131H75V134H77V133H79L80 131H78L77 133H76ZM26 131H25V134L27 133ZM30 132V131H29ZM36 132H38V130L37 131H34V133H36ZM42 132V131H41ZM41 132H40V134H41ZM55 132H56V130H55ZM84 132V133H85ZM24 133V132H23ZM33 133V132H32ZM58 133V132H57ZM56 133V134H57ZM82 133V132H81ZM81 133H79V137H80V135H81ZM103 133V134H104ZM25 134H23L22 136H23V139H27L26 137L24 138V136H25ZM30 133H27V135H29ZM39 134V135H40ZM52 134V135H51ZM63 133H61V135H62ZM108 134V133H107ZM26 135V136H27ZM38 135V137H40ZM83 135V134H82ZM81 135V136H82ZM100 135H101V137H100ZM36 136V135H35ZM35 136H34V139L32 138V140L33 141H35L36 139H35ZM49 136V137H50ZM67 137V135H65L64 134V137ZM69 136V135H68ZM84 137H85V135H83ZM51 137L49 138L50 140H51ZM58 137V135H56V138ZM103 137V139H101ZM18 138V139H17ZM37 138V137H36ZM45 138H43V139H45ZM56 138L55 139H53V140H56ZM59 138H60V136H59ZM95 138V139H96ZM22 139V138H21ZM20 139V140H21ZM48 139V140H49ZM61 139L63 140V138L61 137ZM64 139H67V138H64ZM81 139V138H80ZM83 139V138H82ZM95 139H93L92 141H96ZM19 140V141H20ZM38 140V139H37ZM40 140H41V138H40ZM46 140H45V142H46ZM50 140L48 141V142H46L47 143V145L48 144H50L49 142H50ZM52 140V141H53ZM58 140V139H57ZM91 140V139H90ZM105 140H106V138H105ZM32 141V142H33ZM92 141H89L88 143H90V148H92V145L91 144H93L92 143ZM100 141V142H101ZM22 142H24V143H22ZM22 142H20L19 143V145L20 144H25V141L23 140ZM29 142H31V140L29 141ZM45 142L43 141L42 143H44V145H46L45 144ZM56 142H58V143H56ZM63 142V143H62ZM61 143H62V145L64 144V143H66V141H62ZM67 142H68V140H67ZM35 143H38V141L36 142L35 141ZM35 143H33V145L35 144ZM69 143V142H68ZM87 143V144H88ZM15 144V143H14ZM41 143H39V147H42L41 145H40ZM53 144H54V141H53ZM56 144H59V141H55V148H57L56 146ZM67 144V143H66ZM70 144V143H69ZM69 144L67 145V146H69ZM95 144V143H94ZM26 145V144H25ZM61 145V144H60ZM59 145V146H60ZM99 145V144H98ZM97 145V146H98ZM11 146H13V145H11ZM18 145H15V147H17ZM23 146V145H22ZM37 146V145H36ZM38 146L36 147V148H33V149H37L38 148ZM58 146V148H60ZM65 146V145H64ZM64 146H62L63 147V149H64ZM88 146V145H87ZM96 146V147H97ZM197 146V145H196ZM14 147V146H13ZM12 147V148H13ZM21 147V146H20ZM20 147H17L18 148V150L20 151ZM24 147V146H23ZM26 147V146H25ZM24 147V148H25ZM47 147V146H46ZM46 147H43V148H46ZM61 147V148H62ZM66 147V146H65ZM24 148H22V151L24 150V151H26ZM28 148V147H27ZM48 148V150H51L50 148H49V146L47 147ZM69 148V147H68ZM1 149V148H0ZM6 149H9L8 148V146H7V148ZM33 149H28V150H32V152H33ZM62 149V150H63ZM4 149L2 148V151H3ZM38 150V149H37ZM40 150L41 149H39V153H42V152H40ZM44 150H46V149H44ZM5 151V150H4ZM3 151V152H4ZM13 151V150H12ZM41 151H43V149L41 150ZM10 152V151H9ZM30 152V151H29ZM28 152V153H29ZM32 152H30L29 154L31 155V153ZM35 152H36V150H35ZM44 152H46V151H44ZM2 153V152H1ZM0 153V154H1ZM7 153V152H6ZM19 153V152H18ZM17 153V150H16V154H18ZM23 153V152H22ZM27 153V154H28ZM34 153V152H33ZM32 153V154H33ZM38 153V154H39ZM5 154V153H4ZM44 154V153H43ZM43 154H42V156H43ZM7 155H9L8 153H7ZM13 155H15V154H13ZM35 155V154H34ZM16 156V155H15ZM19 156V155H18ZM40 155H38V157H39ZM20 157V156H19ZM27 157V156H26ZM30 157V156H29ZM46 157V156H45ZM1 158V157H0ZM12 158V157H11ZM10 158V159H11ZM15 158V157H14ZM23 158L25 159V157L23 156ZM35 159H36V156L34 157ZM43 158H44V156H43ZM42 158V159H43ZM13 159V158H12ZM7 160H8V158H7ZM20 160V159H19ZM34 160V159H33ZM38 160H39V158L36 160L37 162H38ZM44 160H45V158H44ZM43 160V161H44ZM8 161H10V160H8ZM8 161H7V164H8ZM16 161V160H15ZM26 160H24V161H22V162H25ZM42 161V160H41ZM2 161H0V163H1ZM27 162V161H26ZM45 162V161H44ZM5 163H6V160H5ZM7 164H4L5 166L7 165ZM14 164H15V162H14ZM32 165H35V162L34 163H31ZM40 164V163H39ZM41 164H42V162H41ZM40 164V165H41ZM46 164V163H45ZM10 165V164H9ZM8 165V166H9ZM12 165H13V163H12ZM23 165H26V163H24ZM15 166V165H14ZM17 166V165H16ZM19 166V165H18ZM38 166V165H37ZM45 166V165H44ZM0 167H1V165H0ZM4 167V166H3ZM26 167V166H25ZM43 167V165H41V168ZM46 167V166H45ZM44 167V168H45ZM6 168V167H5ZM8 169H6V170H9V167H7ZM17 167H15V169H16ZM27 168H29V164H28V167ZM27 168H25V169H27ZM40 168V169H41ZM4 169V168H3ZM19 169H21V167L20 168H18V169H16L17 170V172H16V174H18V172H21V171H19ZM24 169V170H25ZM30 169V168H29ZM28 169V170H29ZM37 169V168H36ZM5 170V169H4ZM31 170V169H30ZM44 170V169H43ZM26 171V170H25ZM32 171V170H31ZM35 172H36V170H34ZM34 171H32V172H30L31 174L34 172ZM3 172V171H2ZM41 172H43V171H41L40 170V172L39 173H36L37 175H39ZM23 173V172H22ZM27 173V172H26ZM5 174V173H4ZM7 174V173H6ZM12 174V173H11ZM42 174V173H41ZM8 175H9V173H8ZM15 175V174H14ZM19 175V174H18ZM7 176V175H6ZM21 176V175H20ZM16 177V176H15ZM37 177V176H36ZM36 177H34V178H36ZM40 177V176H39ZM39 177H37L38 179H39ZM2 178V177H1ZM0 178V179H1ZM34 178H32V179H34ZM36 178V183L38 182V179ZM6 179V178H5ZM18 179V178H17ZM32 179H30L31 180V182H29L30 180H29V178H28V181H27V183L29 182V184L30 183H32ZM8 180V179H7ZM25 180V179H24ZM9 181V180H8ZM8 181H7V184L9 185H11V182L9 181V183H8ZM15 181V180H14ZM23 180H21V183H24V182H22ZM3 182V181H2ZM1 182V183H2ZM34 183H35V180L33 181ZM0 183V184H1ZM20 183V178H19V184H21ZM34 183L32 184V186L34 185ZM25 184V183H24ZM23 184V186H24V190L26 191V188H25V185ZM3 185V184H2ZM2 185H1V187H2ZM13 185V184H12ZM36 185V184H35ZM15 186V185H14ZM4 187V186H3ZM20 187V186H19ZM27 187V186H26ZM31 187V186H30ZM9 188V187H8ZM21 188H22V186H21ZM27 188H29V187H27ZM33 188H34V186H33ZM4 189V188H3ZM11 189H13V188H11ZM14 189H15V193H17V190H16V188L14 187ZM18 189V188H17ZM24 190H20V191H23V192H25ZM1 191V190H0ZM7 191V190H6ZM11 190H9V192H10ZM12 192V191H11ZM13 192H14V190H13ZM22 192V193H23ZM26 194H27V192H25ZM10 194V193H9ZM11 194H13V193H11ZM15 195V194H14ZM20 195V194H19ZM24 195V194H23ZM6 196H7V193H6ZM9 196V195H8ZM27 196H28V194H27ZM92 196V195H91ZM4 197V196H3ZM13 197V196H12ZM15 197V196H14ZM19 196H16V198H18ZM21 197H25V195L24 196H21ZM20 197V198H21ZM16 198H15V200H16ZM19 198V199H20ZM4 199H6L5 197H4ZM18 199V200H19ZM22 199V198H21ZM6 200H8V198L6 199ZM10 200V199H9ZM13 199H11V201H12ZM2 201V200H1ZM22 201V200H21ZM3 202V201H2ZM5 202V201H4ZM9 202V201H8ZM14 202V201H13ZM15 203V202H14ZM16 203H18V202H16ZM21 204H23L22 202H20ZM20 203H18L20 206H21V204ZM0 204H1V202H0ZM3 205V204H2ZM1 205V209H2V206ZM5 205H7V204H5ZM17 205V204H16ZM82 205V204H81ZM86 205H88V204H85V207H87ZM19 206V208H21ZM23 206V205H22ZM15 207V206H14ZM89 207V206H88ZM11 208V207H10ZM18 208V207H17ZM16 209V208H15ZM15 209L14 208H12V210H13V212L15 211ZM6 210H7V208H6ZM92 211H94L93 209H91ZM96 210V209H95ZM18 212H20L19 211V209L17 210ZM17 211H15V212H17ZM97 211V210H96ZM2 212V211H1ZM12 212V213H13ZM14 212V213H15ZM70 212V211H69ZM11 213V214H12ZM13 213V215L15 216L16 214H14ZM6 214H7V212H6ZM88 213L85 211V216L87 215ZM94 214V213H93ZM92 213L90 214V215H92V217H94V215H93ZM106 214V213H105ZM12 215V216H13ZM82 215H83V213H82ZM97 215H98V213H97ZM12 216L10 215V217L12 218ZM13 216V217H14ZM89 216V215H88ZM105 216V215H104ZM0 217H1V215H0ZM8 217V216H7ZM10 217H9V219H10ZM17 217V216H16ZM15 217V218H16ZM14 218V219H15ZM86 218V217H85ZM90 218H91V216H90ZM96 218L98 219V216H96ZM104 218H107V216H105ZM3 219V218H2ZM2 219H0V220H2ZM58 219L60 220L61 218H58L57 217V221H58ZM84 219V218H83ZM94 219L95 218H93V221H94ZM100 219H101V217H100ZM100 219H98V220H100ZM7 220H8V218H7ZM11 220V219H10ZM55 220V219H54ZM96 220V219H95ZM97 220V221H98ZM105 220H107V219H105ZM6 221V220H5ZM4 221V222H5ZM56 221V222H57ZM104 221V220H103ZM2 222V221H1ZM7 222V221H6ZM12 222H13V220H12ZM15 222V221H14ZM13 222V223H14ZM105 222H107V221H105ZM104 222V223H105ZM9 223H11L10 221H9ZM75 223V222H74ZM73 223V224H74ZM94 223V222H93ZM98 223H100V222H98ZM4 224V223H3ZM12 224V223H11ZM10 224V225H11ZM15 224V223H14ZM14 224H12V225H14ZM89 224H91L92 225V221H91V223H89ZM106 224V223H105ZM7 225V224H6ZM6 225H4V227L6 226ZM54 225H55V223H54ZM53 225V226H54ZM67 225V224H66ZM69 225V224H68ZM67 225V226H68ZM72 225V224H71ZM88 225V224H87ZM90 225V226H91ZM99 225H97V228H100V226L98 227ZM14 227V226H13ZM63 227V226H62ZM71 227V226H70ZM73 227V226H72ZM71 227V228H72ZM5 228H7V227H5ZM15 228V227H14ZM64 228V227H63ZM62 228V229H63ZM74 228V227H73ZM94 228H96V226L94 227ZM1 229V228H0ZM3 229V228H2ZM1 229V230H2ZM9 229V228H8ZM47 228H45V230H46ZM54 229V228H53ZM52 229V230H53ZM67 229V228H66ZM89 229V228H88ZM92 229H93V226H92ZM91 229V230H92ZM104 229V228H103ZM1 230H0V233H1ZM5 229H3V232H4V234H8L7 233V231H6V233H5V231H4ZM64 230V229H63ZM67 230H69V229H67ZM66 230V233L67 234H65V235H67L68 236V232H70V231H67ZM70 230H72V229H70ZM98 230V229H97ZM11 231H12V229H11ZM48 231V230H47ZM65 231H63V233H64ZM91 232V231H90ZM56 233V232H55ZM93 234H94V232H92ZM91 233V234H92ZM62 234V233H61ZM96 234V233H95ZM98 234H99V231H98ZM9 235V234H8ZM8 235H6V237L5 238H7L8 237ZM60 235V234H59ZM58 236V235H57ZM86 236V235H85ZM96 236V235H95ZM0 237H2V234H1V236ZM90 236H88V238H89ZM4 240H5V238L4 237H2ZM24 239L23 237H20V239ZM87 238V237H86ZM1 239V238H0ZM54 240V239H53ZM1 241V240H0ZM3 241V240H2ZM1 241V242H2ZM6 241V240H5ZM24 241V240H23ZM70 241V240H69ZM72 241V240H71ZM75 241V240H74ZM82 241H84L83 239L81 240V242ZM81 242L79 243V244H81ZM4 243V242H3ZM2 243V245L4 246V244ZM64 243V242H63ZM70 243V242H69ZM73 243V242H72ZM1 244V243H0ZM37 244V243H36ZM68 244V243H67ZM77 244V243H76ZM1 245V246H2ZM0 246V248L2 249L3 247H1ZM37 246H39L38 244H37ZM54 246V245H53ZM65 246V245H64ZM73 246V245H72ZM75 246V247H74ZM73 246V248H79L78 246H76V245H74ZM59 248V247H58ZM67 248H68V246H67ZM66 255V254H65ZM136 258V255H132V254H130L129 255V262H128V264H148L149 263V261H147V262H145V261H140V262H138V263H136L135 261H134V259ZM165 258V257H164ZM159 261H160V259H159ZM150 264V263H149ZM155 264H157L156 262H155ZM159 264H160V262H159Z\"/></svg>", "mask_w": 264, "mask_h": 264}]
</instances>
